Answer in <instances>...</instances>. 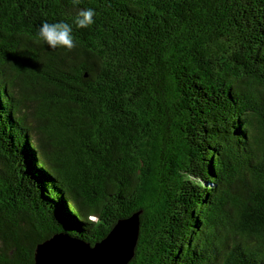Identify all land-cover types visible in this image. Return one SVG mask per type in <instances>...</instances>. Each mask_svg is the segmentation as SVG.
Returning a JSON list of instances; mask_svg holds the SVG:
<instances>
[{"label":"trees","instance_id":"16d2710c","mask_svg":"<svg viewBox=\"0 0 264 264\" xmlns=\"http://www.w3.org/2000/svg\"><path fill=\"white\" fill-rule=\"evenodd\" d=\"M139 211L129 264H264V0H0V264Z\"/></svg>","mask_w":264,"mask_h":264},{"label":"water","instance_id":"95a60500","mask_svg":"<svg viewBox=\"0 0 264 264\" xmlns=\"http://www.w3.org/2000/svg\"><path fill=\"white\" fill-rule=\"evenodd\" d=\"M141 211L119 220L100 242L90 243L63 232L38 244L35 264H129L140 237Z\"/></svg>","mask_w":264,"mask_h":264},{"label":"clouds","instance_id":"9594fccd","mask_svg":"<svg viewBox=\"0 0 264 264\" xmlns=\"http://www.w3.org/2000/svg\"><path fill=\"white\" fill-rule=\"evenodd\" d=\"M94 11L91 8L80 10L73 19L78 28H86L93 24ZM36 38L49 48L58 46L71 49L74 47L72 26L65 22H43L36 33Z\"/></svg>","mask_w":264,"mask_h":264}]
</instances>
